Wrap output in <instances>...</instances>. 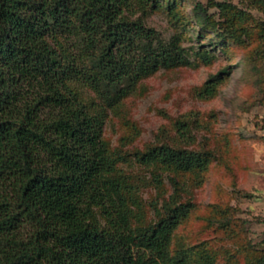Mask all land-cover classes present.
I'll use <instances>...</instances> for the list:
<instances>
[{
    "label": "trees",
    "instance_id": "obj_1",
    "mask_svg": "<svg viewBox=\"0 0 264 264\" xmlns=\"http://www.w3.org/2000/svg\"><path fill=\"white\" fill-rule=\"evenodd\" d=\"M240 2L242 9L213 4L217 15L197 2L194 16L222 44H243L258 30L251 57L262 74L264 0ZM131 3L0 0V264H215L201 245L171 250L191 203L171 196L158 221L132 229L129 199L110 178L116 164L102 138L103 121L72 86L81 83L114 102L144 75L187 63L175 43L153 47L159 33L127 16ZM61 36H75L80 52L61 50ZM229 70L211 76L197 96L215 97ZM175 129L180 142L193 140L186 120ZM137 157L189 172L200 184L211 155L163 144ZM170 181L177 193V180ZM93 206L101 207L108 228L93 221ZM255 261L264 264V252Z\"/></svg>",
    "mask_w": 264,
    "mask_h": 264
},
{
    "label": "rangeland",
    "instance_id": "obj_2",
    "mask_svg": "<svg viewBox=\"0 0 264 264\" xmlns=\"http://www.w3.org/2000/svg\"><path fill=\"white\" fill-rule=\"evenodd\" d=\"M131 2L127 16L159 33L153 47L175 43L187 63L144 75L114 102L81 83L72 84L103 121L102 138L116 164L110 178L121 182L129 199L131 227L138 230L158 221L162 204L174 196L178 203H191L194 208L174 233L172 251L201 245L215 264H255L264 252V131L260 129L264 72L254 70L251 57L259 45L258 30L243 44H222L214 32L198 25L197 2L217 15L219 9L213 4L242 9L240 0ZM57 42L67 54L81 50L75 36H61ZM229 68L230 75L215 97L197 96L211 76ZM181 119L188 122L193 136L188 144L180 142L176 133L175 123ZM163 144L211 155L200 184L189 172L138 160L141 153ZM172 178L179 184L177 193ZM92 212L94 222L109 227L101 207L93 206ZM205 218L215 221L209 224Z\"/></svg>",
    "mask_w": 264,
    "mask_h": 264
}]
</instances>
